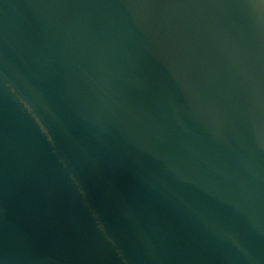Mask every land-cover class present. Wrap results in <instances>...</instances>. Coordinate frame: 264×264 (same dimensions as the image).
Wrapping results in <instances>:
<instances>
[{
	"label": "water",
	"instance_id": "1",
	"mask_svg": "<svg viewBox=\"0 0 264 264\" xmlns=\"http://www.w3.org/2000/svg\"><path fill=\"white\" fill-rule=\"evenodd\" d=\"M0 264H264V0H0Z\"/></svg>",
	"mask_w": 264,
	"mask_h": 264
}]
</instances>
